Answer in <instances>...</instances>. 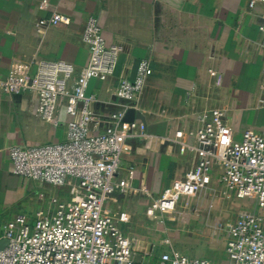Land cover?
I'll return each mask as SVG.
<instances>
[{
  "label": "crops",
  "instance_id": "obj_1",
  "mask_svg": "<svg viewBox=\"0 0 264 264\" xmlns=\"http://www.w3.org/2000/svg\"><path fill=\"white\" fill-rule=\"evenodd\" d=\"M41 1L0 0V79L14 64L32 59L65 61L77 71L86 66L81 34L88 16L97 19L107 44L122 47L113 76L89 84L98 101L91 106L96 116L120 111L123 102L113 95L119 80L129 79L136 61L150 64L152 74L137 102L145 136L126 141L117 173L127 183L126 193L117 192L107 202L109 211L127 214L122 226H139L148 205L193 168L195 155L174 140L191 142L186 133L198 127L197 112L226 110L224 120L236 140L245 130L264 135V48L258 30L264 25V4L250 9L248 0H47V8L40 10ZM53 10L69 22L37 34L35 24ZM36 106L28 90L16 96L0 92V240L2 226L14 216L32 222L53 210V198L68 199L67 188L12 173L9 148L65 141L71 118L64 101L56 106V127L36 116ZM210 189L199 194H211ZM135 250L146 252L140 245Z\"/></svg>",
  "mask_w": 264,
  "mask_h": 264
},
{
  "label": "built area",
  "instance_id": "obj_2",
  "mask_svg": "<svg viewBox=\"0 0 264 264\" xmlns=\"http://www.w3.org/2000/svg\"><path fill=\"white\" fill-rule=\"evenodd\" d=\"M256 4H264V0H248L250 9ZM47 5V0H42L39 9L45 10ZM68 22L53 10L35 24V31L43 35L50 27ZM258 30L264 48V25ZM81 41L88 50V63L78 71L65 61L32 59L14 64L8 76L0 79L1 93L16 96L28 90L36 96L35 114L42 122L58 125L55 111L59 100L64 101L65 113L71 118L63 142L8 149L13 175L67 188L68 199L53 198V210L37 214L32 222L22 214L6 221L0 264H144L134 260L135 246L122 232L127 214L112 213L107 202L117 192L126 193V181L117 178L121 156L126 141L144 137L145 132L139 121L127 123L123 116L129 108L137 110L152 70L147 60H140L134 78L120 79L114 90L113 95L123 102L121 110L96 116L91 106L98 101L89 93V84L113 76L122 47L106 43L93 16L85 20ZM209 74L215 76L213 71ZM225 113L223 109L197 112L198 127L186 133L191 142L174 140L195 155V164L183 178L170 183L145 215L157 224L163 223L166 215L175 220L180 215V198L190 200L215 182L224 198L250 199L258 208L257 212L240 213L226 224L228 264H264V135L245 130L239 140L234 139ZM181 137L178 132L177 139ZM146 144L148 147L149 142ZM141 254L144 258L149 253ZM156 259L151 264H212L173 250Z\"/></svg>",
  "mask_w": 264,
  "mask_h": 264
},
{
  "label": "rangeland",
  "instance_id": "obj_3",
  "mask_svg": "<svg viewBox=\"0 0 264 264\" xmlns=\"http://www.w3.org/2000/svg\"><path fill=\"white\" fill-rule=\"evenodd\" d=\"M217 190L212 188L209 190L211 194H199L197 200L189 204L187 198H180L177 204V213L180 215L175 220H169L166 215L164 222L157 224L145 215L140 218L139 226H122L123 234L133 245L144 246L149 253L144 258L142 254L135 253L134 260L151 264L163 253L161 251L173 250L188 258L207 259L212 264H228V255L222 247L226 224L234 222L238 214L257 212L258 208L250 199H227Z\"/></svg>",
  "mask_w": 264,
  "mask_h": 264
},
{
  "label": "water",
  "instance_id": "obj_4",
  "mask_svg": "<svg viewBox=\"0 0 264 264\" xmlns=\"http://www.w3.org/2000/svg\"><path fill=\"white\" fill-rule=\"evenodd\" d=\"M138 63H139V61H136L134 66H133L132 73L129 77L130 80L134 78ZM123 121L127 122V123L139 121L143 125V127L145 128V118H144L143 114L139 110H136L134 108H129L126 110V112L123 116ZM5 245H6V240H4V239L0 240V250Z\"/></svg>",
  "mask_w": 264,
  "mask_h": 264
}]
</instances>
